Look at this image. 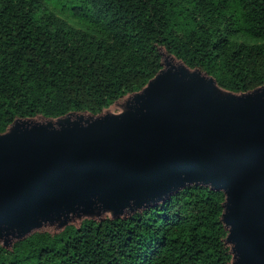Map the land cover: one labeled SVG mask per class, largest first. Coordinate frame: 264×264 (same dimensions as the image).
I'll list each match as a JSON object with an SVG mask.
<instances>
[{"label":"trees","instance_id":"obj_1","mask_svg":"<svg viewBox=\"0 0 264 264\" xmlns=\"http://www.w3.org/2000/svg\"><path fill=\"white\" fill-rule=\"evenodd\" d=\"M169 63L223 94L263 87L264 0H0V136L121 114ZM226 201L190 183L139 208L68 214L0 235V264H233Z\"/></svg>","mask_w":264,"mask_h":264},{"label":"water","instance_id":"obj_2","mask_svg":"<svg viewBox=\"0 0 264 264\" xmlns=\"http://www.w3.org/2000/svg\"><path fill=\"white\" fill-rule=\"evenodd\" d=\"M190 183L222 188L233 264H264V86L241 96L169 63L118 115L0 136V235L119 213Z\"/></svg>","mask_w":264,"mask_h":264},{"label":"rangeland","instance_id":"obj_3","mask_svg":"<svg viewBox=\"0 0 264 264\" xmlns=\"http://www.w3.org/2000/svg\"><path fill=\"white\" fill-rule=\"evenodd\" d=\"M65 18H66V16L65 15H63ZM74 23V22H73Z\"/></svg>","mask_w":264,"mask_h":264}]
</instances>
